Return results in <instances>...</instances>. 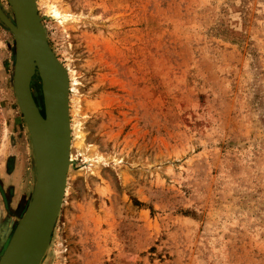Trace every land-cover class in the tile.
Returning a JSON list of instances; mask_svg holds the SVG:
<instances>
[{
    "label": "rangeland",
    "instance_id": "rangeland-1",
    "mask_svg": "<svg viewBox=\"0 0 264 264\" xmlns=\"http://www.w3.org/2000/svg\"><path fill=\"white\" fill-rule=\"evenodd\" d=\"M36 1L83 136L42 264H264V0ZM15 57L0 20V255L37 173Z\"/></svg>",
    "mask_w": 264,
    "mask_h": 264
},
{
    "label": "water",
    "instance_id": "water-1",
    "mask_svg": "<svg viewBox=\"0 0 264 264\" xmlns=\"http://www.w3.org/2000/svg\"><path fill=\"white\" fill-rule=\"evenodd\" d=\"M8 2L13 9L14 18L10 17L0 4V20L15 37L14 88L32 140L37 173L33 196L25 215L5 242L6 245L8 241L10 244L8 243L6 250V245L3 247L0 264H42L61 210V191L64 183V174L61 180L58 176L57 180L52 176L57 147L44 143L42 129L52 124L53 116L56 115L57 104L53 97V85L50 82L55 76H59V83L62 89L64 88L61 91L63 99L61 97L59 100L56 119L59 124L64 120L65 115L67 118L66 82L61 75V72H65V67L48 41L43 24L46 16L40 15L34 0H8ZM36 74L41 80L43 106L37 88L32 86ZM50 137L52 141V135ZM55 169L57 170V166Z\"/></svg>",
    "mask_w": 264,
    "mask_h": 264
},
{
    "label": "bare ground",
    "instance_id": "bare-ground-1",
    "mask_svg": "<svg viewBox=\"0 0 264 264\" xmlns=\"http://www.w3.org/2000/svg\"><path fill=\"white\" fill-rule=\"evenodd\" d=\"M34 3L37 6V1L34 0ZM39 11V10H38ZM48 14L51 15L54 19L60 21L63 20L65 17H67L66 14H63L62 12L59 11V9L57 8V6L55 5H49L48 6ZM60 61V60H59ZM29 64V63H28ZM63 64V63H62ZM64 66V64H63ZM65 67V66H64ZM69 68V67H68ZM65 67V72H61L62 77L64 78L65 82H66V94H67V99H66V112H67V118L66 115L64 117V120H62L59 124H58V120L56 119V115L58 113V107H59V100L63 99V94H62V87L59 83V76L58 77H52V79H50V82H52L53 85V89H54V94L53 97L54 99H56V115L53 116V122L52 124H49L47 126H45V129H42V140H44L45 144H48L50 146L56 145V149H57V156L55 157L56 162L54 161L53 164V171H52V176H55V180H57V176L59 178V180H61L62 178V174H64V183L62 186V191H61V205H60V209L63 205L64 202V197L67 194V190L68 187L67 186V175L70 171L71 165L74 163V157H73V148H74V142L76 140H80L82 139V135L79 129V124H77V120H75L72 116H70V104L72 99H70V93L71 91L74 92V83H75V78L73 75V72ZM63 85V81H62V86ZM72 95V94H71ZM77 103V102H76ZM74 104V102L72 103ZM55 108V107H54ZM67 119V120H66ZM49 127V129H48ZM50 135H52V141H51V137ZM83 141V140H81ZM90 147L85 145L83 147V149L81 150L83 153H86L87 151H89ZM57 166V170L55 169ZM55 169V170H54ZM62 171V172H61ZM26 213V212H25ZM24 213V215H25ZM23 215V216H24ZM15 233V232H14ZM14 236V234H13ZM13 236L11 238V241L13 239ZM10 241V242H11ZM10 244V243H9ZM8 248V245L6 246L5 250Z\"/></svg>",
    "mask_w": 264,
    "mask_h": 264
},
{
    "label": "trees",
    "instance_id": "trees-1",
    "mask_svg": "<svg viewBox=\"0 0 264 264\" xmlns=\"http://www.w3.org/2000/svg\"><path fill=\"white\" fill-rule=\"evenodd\" d=\"M43 113V115H44V112H42Z\"/></svg>",
    "mask_w": 264,
    "mask_h": 264
}]
</instances>
